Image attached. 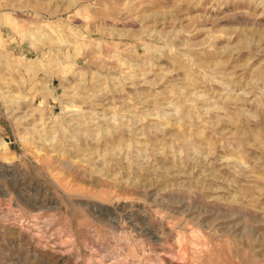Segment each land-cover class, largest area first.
I'll use <instances>...</instances> for the list:
<instances>
[{
  "label": "rangeland",
  "instance_id": "1",
  "mask_svg": "<svg viewBox=\"0 0 264 264\" xmlns=\"http://www.w3.org/2000/svg\"><path fill=\"white\" fill-rule=\"evenodd\" d=\"M0 264H264V0H0Z\"/></svg>",
  "mask_w": 264,
  "mask_h": 264
}]
</instances>
